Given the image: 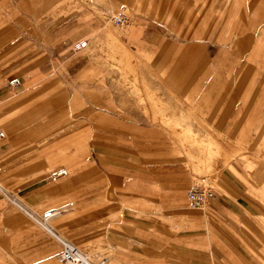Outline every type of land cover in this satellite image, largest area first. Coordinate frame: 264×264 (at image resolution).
Returning a JSON list of instances; mask_svg holds the SVG:
<instances>
[{"label": "rangeland", "instance_id": "374dc122", "mask_svg": "<svg viewBox=\"0 0 264 264\" xmlns=\"http://www.w3.org/2000/svg\"><path fill=\"white\" fill-rule=\"evenodd\" d=\"M260 1L0 0L2 7L12 4L7 13L27 39L13 42V54H60L61 72L86 55L77 75L62 77L58 88L39 97L56 103L51 135L62 142L88 136L136 148L144 167L156 169L157 197L137 199L139 215L156 222L155 236L172 251L167 257L135 255L109 245L90 253L81 240L70 239L93 262L246 264L247 242L264 254V20L248 23ZM122 9L130 16L127 26L112 18ZM57 26L61 33L53 36ZM78 40L86 44L76 50ZM209 74L235 92L236 101L227 97L219 107L222 113L230 109L236 121L213 120L199 104L211 85ZM250 92L259 105L254 121L247 118L251 101L243 104ZM224 177L234 187L224 189ZM202 179L236 200L226 203L232 212L217 218L208 206L189 205L187 190ZM0 184L24 199L18 187ZM104 193L114 219L124 205H135L116 202L123 194L111 187ZM179 242L181 256L175 251Z\"/></svg>", "mask_w": 264, "mask_h": 264}, {"label": "crops", "instance_id": "0c3cea01", "mask_svg": "<svg viewBox=\"0 0 264 264\" xmlns=\"http://www.w3.org/2000/svg\"><path fill=\"white\" fill-rule=\"evenodd\" d=\"M6 7L0 6V131L4 132L0 135V180L18 187L23 200L32 207L41 212L52 209L56 214L51 217V228H43L14 205L5 194L8 189L0 184V264H62L63 239L81 240L90 253H100L111 245L116 251L135 255L160 252L167 257V251L173 249L171 244L162 243L155 236L156 222L151 225V218L146 222L139 215L142 201L137 199L157 197L156 169L153 172L152 167L145 168L139 151L119 143L94 141L88 136L62 142L61 136L51 135L55 131H50L51 123L57 122L52 116L56 103L39 97L51 86L58 88L62 77L77 75L86 55L79 56L61 72L56 65L60 54H13V42L27 39L14 27L12 16L7 13L13 9L12 4ZM255 12L257 16L248 22L251 27L264 20V0L256 4ZM59 28L52 30L53 36L61 33ZM242 41L245 43L246 39ZM74 55L78 54L67 57ZM209 77L211 85L199 104L206 105L213 120L236 121L230 109L222 113L219 107L220 101L227 97L236 101L235 92L231 94L219 76L209 74ZM16 78L21 82L13 87L10 82ZM252 98L250 92L243 104L246 106ZM247 105V118L254 121L259 105L253 101ZM206 136L216 141L211 132ZM63 168L68 172L54 177ZM230 170L234 173L231 167ZM223 183L224 189L226 184L234 185L227 179ZM110 187L123 194L116 202L135 204L124 205L119 219L109 213L110 200L104 192ZM215 192V198L207 205L210 215L218 218L222 213L232 212L226 203L236 200ZM209 226L217 227L211 221ZM179 243L175 251L181 256L184 248ZM244 246L250 255L242 257L244 263L264 264L260 249L248 242Z\"/></svg>", "mask_w": 264, "mask_h": 264}, {"label": "built area", "instance_id": "2783aa9c", "mask_svg": "<svg viewBox=\"0 0 264 264\" xmlns=\"http://www.w3.org/2000/svg\"><path fill=\"white\" fill-rule=\"evenodd\" d=\"M112 18L113 21L119 26H127L131 21L130 16L124 9L114 14ZM85 44V40H78L74 45V49L79 50L84 47ZM20 82V79L16 78L10 82V85L15 87L18 86ZM0 135H4V132L0 131ZM67 172V169L63 168L59 170L54 177L64 175ZM5 194L36 224L47 230L51 228L50 220L51 217L56 214V211L49 209L41 212L25 202L19 195L10 192L9 190H6ZM215 196V190L204 179H202V181L194 182L187 190L188 202L193 208H202L209 205ZM62 241L63 248L61 257L63 264H101L100 262H93L81 248H79L70 240L63 239Z\"/></svg>", "mask_w": 264, "mask_h": 264}]
</instances>
